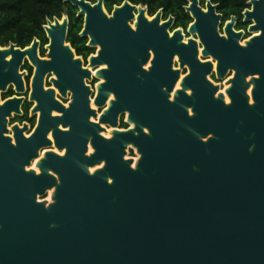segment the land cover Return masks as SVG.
Segmentation results:
<instances>
[{
  "label": "water",
  "instance_id": "obj_1",
  "mask_svg": "<svg viewBox=\"0 0 264 264\" xmlns=\"http://www.w3.org/2000/svg\"><path fill=\"white\" fill-rule=\"evenodd\" d=\"M66 1L84 17L81 36L101 48L90 66L108 67L97 72L105 83L95 105L103 107L112 93L115 100L99 124L91 122L97 118L85 83L91 72L67 44V15L44 26L46 59L36 38L25 49L12 43L0 50V89L19 79L28 57L37 67L33 98L43 97L36 133L13 150L4 148L10 141L4 116L21 101L0 106V264H264V0H250L244 13L245 22H254L250 31L261 32L245 47L234 17L227 37L220 36L222 15L210 0L207 11L199 0L186 7L195 19L188 31L198 35L203 55L218 61L217 77L235 72L225 93L208 80L213 63L200 60L198 42L185 43L183 29L170 38L173 16L162 23L159 11L150 21L146 6L128 0L111 15L106 0ZM150 51L154 60L145 70ZM176 54L190 73L170 102L179 76L172 70ZM50 72L63 97L72 93L69 108L54 90L44 91ZM52 110L63 116L52 117ZM126 111L134 127L120 130ZM101 125L114 127L112 138L100 135ZM51 128L65 156L47 152L37 165L41 174L27 172L51 146ZM89 142L94 153L87 156ZM129 147L138 159L126 158ZM52 189L51 202L41 201Z\"/></svg>",
  "mask_w": 264,
  "mask_h": 264
},
{
  "label": "flooded vegetation",
  "instance_id": "obj_2",
  "mask_svg": "<svg viewBox=\"0 0 264 264\" xmlns=\"http://www.w3.org/2000/svg\"><path fill=\"white\" fill-rule=\"evenodd\" d=\"M207 1L208 0H206V2L203 3L201 0H199L200 6L203 8L204 11H207V6H206ZM212 4H214V3H212ZM189 5H190V2L188 0V5H186L184 7L186 12H187L186 7H188ZM214 5H217L216 13L222 15V18L220 19V23L218 25V31H219V34L221 37H227L226 32H225V27H226L227 23L232 20L233 17L235 18L234 30L236 31V33H240V32L242 33V36L239 40V43L242 47H245L246 43L249 42L253 37L259 36L261 34L260 31L259 32L250 31V27L252 25H254L253 21L245 22V14L244 13L247 9L252 8V6H250L249 2H248V8L244 9V11L242 12V14L240 16L232 15L227 19L225 18L224 13L219 10L220 4H214ZM114 7L110 12L106 9L109 15H111L113 13ZM159 11H162L161 22L162 23L166 22L170 18V16L165 17L163 9L158 10L154 14H150L149 8L147 7L146 15H147L148 19L151 21L157 15V13ZM187 13L189 14V16L192 20L191 23L186 28L182 27V26H177L176 25V18L174 17V19H175L174 23L172 24L171 28L169 29L170 38H172L174 36V32L177 31V29H183V35H184V42L185 43H187V40L194 38L198 42V51H199L198 57L200 58V60L202 62L211 61L213 63V69H212L211 74L208 75V80L220 87L219 92L225 91L228 88L229 81L234 77L235 72L232 69H230L223 79H219L217 77L216 67H217L218 61L214 60L212 58V56H210V55L208 57H205L203 55L202 51H203L204 47L200 43L198 35L197 34L192 35L188 31L190 25L195 23V19L192 17V14L190 12H187ZM83 19H84V17H83ZM136 20H137V15H136L135 19L130 22L133 29H136L135 28ZM83 29H84V23H83V28H82L81 32L79 33V36H80V38L84 39L85 46L87 48H90V50H91L90 53L87 54V56H85L84 54L78 55L76 50L73 48L72 43L68 42V38H67V44L71 45L72 49L75 52L76 58L82 59L83 69H89V71L91 72V79L85 78V83L87 86L90 87V89L92 91V93L90 95V100H91L90 105H91V109L96 111L97 118L91 117L90 120L92 123L99 124L100 117L103 115V113L106 110H108L109 105H110V101L115 100V95L112 93L109 96V98L107 99V101L103 107H98L95 105V99L98 96V86L100 84L105 83V80L103 78L97 77V72H99L103 69H107L108 67L105 65H102V66H98L97 68L94 69L90 66L89 59L93 56L96 57L101 48H100V46L91 47L89 45V42L91 39L89 37H82L81 36ZM48 42H49V40H48ZM12 43L13 42H9L5 46L0 45V50L9 49L10 44H12ZM40 43H41V41H40ZM47 45H48V43L45 46H42V43L40 44L39 52H40V56L43 59H46V55L48 53V50L46 49ZM29 46H27V47H29ZM18 47L21 49L27 48V47L22 48L20 46H18ZM42 49L45 50L44 54H42ZM149 53H150L149 60L143 66V68L145 70H149V68L152 67L151 62L154 60L153 52L150 51ZM6 60L11 61L12 55L11 54L8 55L6 57ZM172 70L173 71H179V76L175 82L173 90L168 93V95H169L168 100L170 102L175 101L176 93L178 91L182 90L181 83H182L183 79L187 75H189V73H190V69H189L187 64H185L184 67H181V63H180V60H179V57L177 54L174 55V57H173ZM36 71H37L36 65L33 64L27 57L23 60L22 64L18 68L19 79L17 78L16 81L9 82L6 85L5 89H0V106L1 107L4 106L7 102L14 100V99L21 101V103L17 105V108L11 110L9 115L4 116L6 119V124H5V131L3 132V136L5 138L10 139L9 145H4L5 149L7 147H9V148H12V150H13V148L20 147V144L24 143L23 137L25 139L32 138L33 135L36 133L39 125H40L42 112L39 109V100H40V98H43V97L40 95L39 92H37L36 97L33 98V94H34L33 84H34V79L36 76ZM5 72H8V68L5 69ZM54 79H56V76L52 72L47 73L45 75L44 82H43L44 91L47 92L51 89L54 90L53 97L55 98V100L58 101L59 103H61L64 107L69 108V104L72 101V93L70 91H67V96L63 97L61 95V93L59 92V90L54 86V83L52 82V80H54ZM248 80H249V78H248ZM18 83H20L19 85L22 87L21 90H19L17 88ZM250 89H251V87H250ZM250 89H248V91H247L248 95H249ZM165 90L166 89H164V91ZM186 93L188 96H190L191 91L187 90ZM221 93H223V92H221ZM192 110H193L192 107L188 108V113H190V115H193ZM51 116L52 117H62L63 114H60L56 110H52ZM0 118H1V112H0ZM118 125H119L120 130H128V129H131L134 127V125L129 122V113L127 111L120 114V116L118 118ZM101 127H102V129H104V131L100 132V135L102 137L107 138V139L112 138V132L115 130L114 127H112L111 125H101ZM60 129L62 131H69L70 130L68 128H63L62 125H60ZM53 131H54V129L51 128L49 133L47 134V140H49L51 142V146L42 148L39 151V156L37 158L32 159L30 166L26 167L27 172L33 170L36 172L37 175H40L41 171L37 165L40 162V160L45 157L44 155L47 152H54L60 156H65L66 149H63L60 151V150H58V148L55 145V139L53 137ZM133 148L129 147V149H128V153L130 152L129 150H132V152H131L132 156L129 155V158H134L136 160V159H138V155L136 154L135 149H133ZM93 153H94V149L91 145V142H89L88 143L87 156L91 155ZM97 167H100V166H96V168L92 169L91 171L94 172L96 169H99ZM50 174L53 175L52 172H50ZM53 191H54V189L49 190V191H47L45 197H39V198L42 201H48L50 199Z\"/></svg>",
  "mask_w": 264,
  "mask_h": 264
},
{
  "label": "trees",
  "instance_id": "obj_3",
  "mask_svg": "<svg viewBox=\"0 0 264 264\" xmlns=\"http://www.w3.org/2000/svg\"><path fill=\"white\" fill-rule=\"evenodd\" d=\"M96 2V0H88ZM126 0H106L105 7L110 12L115 5H122ZM136 5L149 8L150 14L160 9L164 10L165 17L176 18V25L187 27L191 23L189 14L184 7L188 0H128ZM203 3L206 0H201ZM214 4H220L219 10L225 18L232 15L240 16L244 9L248 8L250 0H211ZM78 9L66 0H0V45L5 46L13 42L24 48L29 46L35 38L41 41L42 46L48 43L44 26L47 20L61 19L68 15L70 20L68 42L72 43L78 55L87 56L90 48L85 46L84 39L79 33L83 28V17L77 16ZM45 50L42 49V54Z\"/></svg>",
  "mask_w": 264,
  "mask_h": 264
},
{
  "label": "bare ground",
  "instance_id": "obj_4",
  "mask_svg": "<svg viewBox=\"0 0 264 264\" xmlns=\"http://www.w3.org/2000/svg\"><path fill=\"white\" fill-rule=\"evenodd\" d=\"M251 90H252V87H251V89H250V91H249V95H251ZM221 92H223V93H225V91H221ZM226 102L227 103H229L230 102V99L226 96ZM98 166H101V165H98ZM49 202H51V198L48 200Z\"/></svg>",
  "mask_w": 264,
  "mask_h": 264
},
{
  "label": "rangeland",
  "instance_id": "obj_5",
  "mask_svg": "<svg viewBox=\"0 0 264 264\" xmlns=\"http://www.w3.org/2000/svg\"><path fill=\"white\" fill-rule=\"evenodd\" d=\"M47 56V55H46ZM130 152L128 153L127 157L126 158H129V155L132 156L131 152L132 150H129ZM41 200V199H40ZM42 201V200H41Z\"/></svg>",
  "mask_w": 264,
  "mask_h": 264
}]
</instances>
